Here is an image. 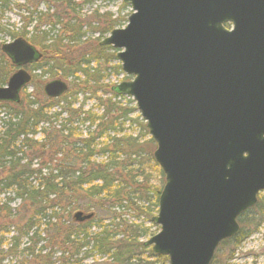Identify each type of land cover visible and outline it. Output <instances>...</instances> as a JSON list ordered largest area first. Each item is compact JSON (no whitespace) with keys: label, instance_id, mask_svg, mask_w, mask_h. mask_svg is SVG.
I'll list each match as a JSON object with an SVG mask.
<instances>
[{"label":"water","instance_id":"obj_1","mask_svg":"<svg viewBox=\"0 0 264 264\" xmlns=\"http://www.w3.org/2000/svg\"><path fill=\"white\" fill-rule=\"evenodd\" d=\"M122 1L126 26L100 44L118 50L131 76L112 91L136 101L165 177L152 217L160 230L144 243L169 264H211L264 191V0ZM2 51L19 69L0 100L19 102L32 80L25 66L42 53L22 36ZM67 88L56 78L43 91L57 98Z\"/></svg>","mask_w":264,"mask_h":264},{"label":"trees","instance_id":"obj_2","mask_svg":"<svg viewBox=\"0 0 264 264\" xmlns=\"http://www.w3.org/2000/svg\"><path fill=\"white\" fill-rule=\"evenodd\" d=\"M57 1L60 8L65 2L67 8L76 10L78 4V0H39L48 7L29 23L33 30L25 26L15 32L2 23L12 1L0 0V34L26 37L43 54L29 66L35 72L30 85L33 91L25 87L19 102L0 100V196L12 195L4 202L0 199V214L6 213L4 218L11 223L0 233V264L7 256L22 258V264H84L94 253L109 257L114 264H165L166 255H156L139 240L149 234L148 228L120 212L136 210L153 223L165 180L154 157L156 142L140 113L132 117L138 111L135 101L129 98L123 105L126 96L114 93V83L106 81L110 74L123 72L117 50L101 45L100 36L91 42L86 37L85 27L104 36L126 17H110L105 27L97 28L93 24L101 22L99 10L93 22L84 21L78 13L72 17L56 12L55 17L49 11ZM43 25L47 28L42 29ZM12 65L9 58L0 63V86L7 82ZM42 74L50 80H67L64 94L52 98L42 92L47 80L35 82ZM88 100L94 103L87 108ZM134 122L138 134L130 128ZM152 171L161 181L158 187L151 184ZM77 211L94 212V217L76 222L73 215ZM263 221L261 192L256 205L238 217V234L221 242L211 264L227 243L233 246L231 259ZM93 226L97 231L91 230Z\"/></svg>","mask_w":264,"mask_h":264},{"label":"rangeland","instance_id":"obj_3","mask_svg":"<svg viewBox=\"0 0 264 264\" xmlns=\"http://www.w3.org/2000/svg\"><path fill=\"white\" fill-rule=\"evenodd\" d=\"M12 3L10 4V9L5 11L4 16L2 18V23L5 24V27L11 31H18V29H21L23 27L26 26V30L28 31H32L33 30V23H31V21H33L35 18V16H37L39 13L41 12H45L47 10V5L44 3H39V0H30V3L28 4L29 0H11ZM36 3H38L37 7H33V5H35ZM60 3L61 2H55L54 5L52 3V7L50 8V13H54L55 17H56V12L57 13H61L63 16L65 15H71L72 17L74 15H76V13H78V15L80 16V18H83L84 21L88 22V21H95L94 18V12L96 10H99L100 12V23H94L93 27H105L104 25V21H106V19L110 18V17H126V21H122L121 25H118L117 27H122L125 26V24L127 23V17L131 12L130 7L127 8H122V5L124 4L122 0H112V1H107V0H94L93 2L90 3H82V0H78V4L75 7L76 10H74L72 7L67 8V3L64 2L63 8H60ZM20 4H25L24 8H20L18 5ZM33 4V5H32ZM60 5V6H58ZM125 5V4H124ZM61 10V12H60ZM32 11H35L32 14ZM59 11V12H58ZM109 12H111L112 14H110ZM109 13V14H106ZM93 19V20H92ZM53 20V19H52ZM35 23V22H34ZM42 29H46V26H41ZM49 27V26H48ZM87 29V40H89V42H91L92 40L97 39L99 36L101 38V40L103 38H105L106 36L109 35V32L104 34V36H101V34H99V32H93L92 30H90V28L85 27V30ZM13 39L6 35V34H0V63L2 64L4 61H8V58L4 57V54L2 52V45L4 43L10 42ZM10 60V59H9ZM115 61H112V63H114ZM13 66V65H12ZM5 69L9 70L10 68L8 66L5 65L4 67ZM17 67L13 66V68H11L12 72L10 73V76L17 71ZM42 71V70H41ZM41 71H36V73H41ZM35 72H33L34 74ZM43 76H39L38 80L36 79L35 82H40L42 81H46V80H50L49 76L47 74H42ZM9 76V77H10ZM61 76V75H60ZM34 78V77H33ZM126 75L123 72L120 73H112L107 77V82L110 83H116V82H120L121 80L125 79ZM35 80V78H34ZM8 81V79H7ZM7 82L4 83V85ZM33 87H29L28 88V92L33 91ZM43 92V90H42ZM82 97L80 98L79 102L81 101ZM129 101V97H126V99H123V105H126V103ZM94 102L92 100H88V102L86 103L85 107H90ZM132 105V104H130ZM56 110H58V108H56ZM139 114L138 111L133 112L132 117H137V115ZM127 127V126H125ZM135 134H138L140 129L137 125L136 122L131 123V127H130ZM149 138V135L146 137H142L143 140H146ZM100 159V158H99ZM36 161V160H35ZM152 177L153 180L151 181V184H153L154 186L158 187L159 184L161 185V181H159V176L157 174L156 171H152ZM10 194L7 195H2L0 196V199L2 202L5 201L6 198L12 196ZM16 204H18V202H16ZM138 204L141 207H145L144 201H140L138 202ZM15 204H12V206H14ZM121 214H123V217L126 219H129L130 221H133L134 223H142V225H144L145 228H148V235L146 236H141L139 240L141 241H146L149 239V237L153 236L154 234H156L157 232H159L160 230V226L156 225L154 223H152L149 218L145 217L143 214H139L141 212H138L136 210H125V209H121ZM20 215H22V213H19ZM156 214V213H155ZM7 214L6 213H1L0 214V233L2 232V230L6 227L9 228V225L11 224L8 220V218H4ZM14 226V225H13ZM14 229V228H11ZM92 231H97L96 227L93 226ZM12 235L9 234L8 236H6V242L7 243L10 239V236ZM45 236V235H43ZM8 237V238H7ZM26 240H24L25 242ZM4 248V246H3ZM233 249L232 243H227L223 246L220 247L219 251H218V256L215 260V264H264V221L262 222V224L260 225L259 229L257 231H255L249 238H247L246 241H244L234 252L233 257L231 259L228 260V255L231 253V250ZM21 259L18 258H14L11 256H7L3 259V261H1V264H22L21 263ZM84 264H114L109 257L107 256H101L98 253H94L92 256H89L88 258H86L84 260ZM165 264H168V262H165Z\"/></svg>","mask_w":264,"mask_h":264}]
</instances>
